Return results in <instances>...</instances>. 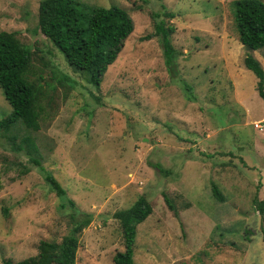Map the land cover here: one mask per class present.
Masks as SVG:
<instances>
[{
  "label": "rangeland",
  "instance_id": "374dc122",
  "mask_svg": "<svg viewBox=\"0 0 264 264\" xmlns=\"http://www.w3.org/2000/svg\"><path fill=\"white\" fill-rule=\"evenodd\" d=\"M80 1L118 6L133 21L98 88L38 33L40 0H0V31L30 48L28 78L42 84L40 128L0 130V264L36 255L40 241L60 242L72 227L70 205L12 136L31 137L66 197L91 214L75 264H115L124 238L114 213L140 196L152 213L136 226L135 264H264L252 201L264 198V131L255 126L264 127V100L243 61L250 54L264 69V47L240 42L233 0ZM162 4L174 14L171 66L152 35ZM10 112L0 87V119Z\"/></svg>",
  "mask_w": 264,
  "mask_h": 264
},
{
  "label": "trees",
  "instance_id": "16d2710c",
  "mask_svg": "<svg viewBox=\"0 0 264 264\" xmlns=\"http://www.w3.org/2000/svg\"><path fill=\"white\" fill-rule=\"evenodd\" d=\"M232 6L240 42L248 50L263 48L264 1L233 0ZM162 9L161 14L152 15L155 28L152 35L160 37L165 63L171 66L179 53L171 42L175 27L167 21L174 14L167 11L163 4ZM36 29L64 54L70 67L80 72L89 85L98 88L108 66L116 60L124 40L132 31L133 21L125 9L114 5L103 7L89 5L80 0H40ZM146 38L151 37L148 35ZM243 61L245 67L256 76V89L264 100L263 67L250 54H247ZM30 63V48L20 42L15 32L0 31V87L11 106V112L0 119L1 131H10L16 123H22L34 131L40 128L37 95L42 84L29 80ZM10 138L14 149L26 151L31 162L43 174L50 189L62 200H66L62 205H70L72 212L69 217L72 227L60 242L40 241L36 255L19 261L6 259L3 264H75L78 234L89 225L91 214L81 212L74 201L66 197L64 188L42 165L37 155L38 146L31 137H22L18 144L14 141L15 137ZM159 170L162 171V168L159 167ZM212 193L217 200H224L215 184L212 185ZM164 197L169 207L174 209L166 194ZM252 201L260 213V228L264 237V198L255 196ZM81 213L83 216L78 218ZM151 213V204L144 196L138 197L130 207L114 213L124 238V250L116 252L113 256L115 264H135L133 254L136 226Z\"/></svg>",
  "mask_w": 264,
  "mask_h": 264
},
{
  "label": "built area",
  "instance_id": "2783aa9c",
  "mask_svg": "<svg viewBox=\"0 0 264 264\" xmlns=\"http://www.w3.org/2000/svg\"><path fill=\"white\" fill-rule=\"evenodd\" d=\"M262 123H256L255 126H257L259 129L263 130L264 131V127L261 125Z\"/></svg>",
  "mask_w": 264,
  "mask_h": 264
},
{
  "label": "crops",
  "instance_id": "0c3cea01",
  "mask_svg": "<svg viewBox=\"0 0 264 264\" xmlns=\"http://www.w3.org/2000/svg\"><path fill=\"white\" fill-rule=\"evenodd\" d=\"M262 151H264V148L261 149ZM261 155V156H260ZM260 157H264V152H262V154H259ZM264 186V183H263ZM263 188V187H262Z\"/></svg>",
  "mask_w": 264,
  "mask_h": 264
},
{
  "label": "water",
  "instance_id": "95a60500",
  "mask_svg": "<svg viewBox=\"0 0 264 264\" xmlns=\"http://www.w3.org/2000/svg\"><path fill=\"white\" fill-rule=\"evenodd\" d=\"M262 225H263V230H264V223H263V221H262Z\"/></svg>",
  "mask_w": 264,
  "mask_h": 264
}]
</instances>
